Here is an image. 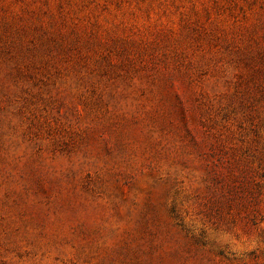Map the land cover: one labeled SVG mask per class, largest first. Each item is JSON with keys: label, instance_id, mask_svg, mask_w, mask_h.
Masks as SVG:
<instances>
[{"label": "rangeland", "instance_id": "1", "mask_svg": "<svg viewBox=\"0 0 264 264\" xmlns=\"http://www.w3.org/2000/svg\"><path fill=\"white\" fill-rule=\"evenodd\" d=\"M0 264H264V0H0Z\"/></svg>", "mask_w": 264, "mask_h": 264}]
</instances>
